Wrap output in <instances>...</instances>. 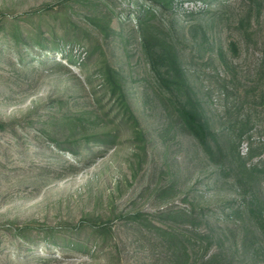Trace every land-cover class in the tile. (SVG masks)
Instances as JSON below:
<instances>
[{
    "label": "rangeland",
    "instance_id": "obj_1",
    "mask_svg": "<svg viewBox=\"0 0 264 264\" xmlns=\"http://www.w3.org/2000/svg\"><path fill=\"white\" fill-rule=\"evenodd\" d=\"M0 264H264V0H0Z\"/></svg>",
    "mask_w": 264,
    "mask_h": 264
},
{
    "label": "trees",
    "instance_id": "obj_2",
    "mask_svg": "<svg viewBox=\"0 0 264 264\" xmlns=\"http://www.w3.org/2000/svg\"><path fill=\"white\" fill-rule=\"evenodd\" d=\"M147 49L150 51V46H148ZM171 62L172 65L170 66L174 69V71L181 74L182 68L179 63H177L176 60H172ZM198 104L199 102L192 106L181 105L179 106V112L190 131L193 132V134L205 147L210 148V141L216 140L215 136L217 133L204 119L198 108Z\"/></svg>",
    "mask_w": 264,
    "mask_h": 264
}]
</instances>
